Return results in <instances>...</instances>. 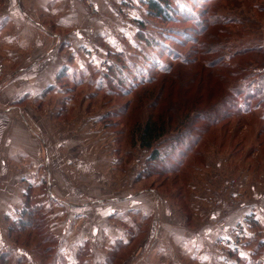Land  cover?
I'll return each mask as SVG.
<instances>
[{
  "label": "rangeland",
  "instance_id": "1",
  "mask_svg": "<svg viewBox=\"0 0 264 264\" xmlns=\"http://www.w3.org/2000/svg\"><path fill=\"white\" fill-rule=\"evenodd\" d=\"M146 1L81 0L94 26L77 42L65 37L81 44L82 62L71 60L43 95L21 102L50 120L57 140L77 133L108 152L116 191L101 196L119 199L115 207L109 197L103 204L114 208L110 220L121 234L91 239L65 226L66 236L54 223L59 204L41 179L23 194L19 218L26 206L29 225L13 221L10 210L0 213L6 264H264V0H172L167 21L149 16ZM6 4L0 0V14ZM40 11L32 23L48 33L36 26L37 39L50 32L56 39L62 30L55 17ZM260 89L259 98L249 96ZM150 114L171 119L166 137L177 131L192 138L186 154L168 161L174 174L148 165L150 152L133 144L134 127ZM211 214L218 227L229 222V232L225 241L203 242L194 256L185 241L194 230L203 235ZM235 249L244 257L230 253Z\"/></svg>",
  "mask_w": 264,
  "mask_h": 264
},
{
  "label": "crops",
  "instance_id": "2",
  "mask_svg": "<svg viewBox=\"0 0 264 264\" xmlns=\"http://www.w3.org/2000/svg\"><path fill=\"white\" fill-rule=\"evenodd\" d=\"M5 1L7 4L1 8L4 13L0 14V44H3L0 64V213L10 210L13 213L5 212L11 215L13 221L18 220L27 187L35 190L42 186L41 179H44L48 195L59 204L54 217L56 227L64 226V230L65 226L67 229L71 227L69 234L72 236H90L91 239L100 234L118 236L116 234H121V230L110 219L115 213L112 207L119 203V199L101 196L102 193L116 191L114 187H109L115 178L110 171L108 152L104 148L97 150L92 144H83L77 133L75 137L57 140L50 120H38L32 107L21 103L24 99L33 100L43 95L65 65L71 66V60L73 65L82 62L81 44L66 37L71 34L74 40H80L85 29L94 26L93 22L84 15L81 0ZM11 3L16 4L13 13L7 12ZM98 3L103 8V4ZM105 6L110 12L113 9V5L108 3ZM41 9L42 13H47L45 17H55L57 28L62 30L61 33L55 32L54 40L52 32L37 39L36 26L42 31L45 27L32 22L41 14ZM10 21L13 22L12 27ZM63 48L69 54L66 50L61 52ZM108 197L111 198L108 201L112 205L110 208L103 204ZM125 209L130 210V206ZM83 217L84 222H81ZM211 217L212 214L205 223L203 235L196 236L194 230L191 232L194 238L185 241L193 247L194 256L201 255L197 251L202 248L200 245L203 242L226 239L229 231L225 233L224 224L229 222L224 220L223 226L218 227ZM2 222L0 241L4 239ZM64 230L67 236L68 232ZM156 236L158 239L159 233ZM223 251V257H229V250ZM21 252L18 255L21 256ZM236 252L244 257L243 252L240 254L236 249L230 251ZM233 262L238 264L236 260Z\"/></svg>",
  "mask_w": 264,
  "mask_h": 264
},
{
  "label": "trees",
  "instance_id": "3",
  "mask_svg": "<svg viewBox=\"0 0 264 264\" xmlns=\"http://www.w3.org/2000/svg\"><path fill=\"white\" fill-rule=\"evenodd\" d=\"M171 1L172 0H147L146 6L148 8V15L165 21L171 19V14L173 13V9L170 5ZM109 70H111V68H109ZM261 90L262 89L258 91L255 90L257 92L253 91L249 93V96L251 95L259 98L260 93H262ZM224 100L223 104L225 106L230 107V109L236 108V101H228L227 98ZM215 112L216 111L212 110V113ZM172 123L173 122L169 118L164 120L163 117H154L150 114L146 117L144 122L137 124L132 131V137L134 139L133 144H137L139 148L146 149L150 152L149 157L147 158L148 165L151 166L157 163L159 165L160 173L164 174H166V172L170 174L176 173L175 165L168 166V161L172 163L174 161V156H183V154H186L189 151L192 142V138L188 134L189 132L181 133L176 131L175 133H177L176 135L178 136L166 137V135L174 132V130L171 129ZM194 141L197 143L199 138ZM163 144H167L168 146L161 151L160 146ZM27 210L28 209L25 206L21 212L19 224L27 225V223L24 222L28 221L23 220V216L26 215V213L30 215L29 210ZM29 224L30 223L28 222V225ZM0 264H6L4 254H0Z\"/></svg>",
  "mask_w": 264,
  "mask_h": 264
}]
</instances>
